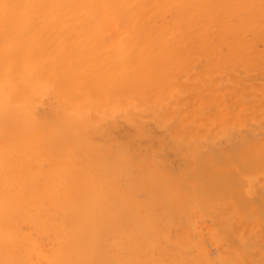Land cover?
I'll use <instances>...</instances> for the list:
<instances>
[{
	"label": "bare ground",
	"instance_id": "bare-ground-1",
	"mask_svg": "<svg viewBox=\"0 0 264 264\" xmlns=\"http://www.w3.org/2000/svg\"><path fill=\"white\" fill-rule=\"evenodd\" d=\"M0 264H264V0H0Z\"/></svg>",
	"mask_w": 264,
	"mask_h": 264
}]
</instances>
